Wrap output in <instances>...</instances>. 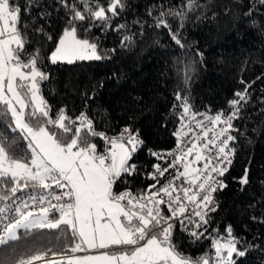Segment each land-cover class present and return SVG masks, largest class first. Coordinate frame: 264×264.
I'll return each mask as SVG.
<instances>
[{
    "label": "snow or ice",
    "instance_id": "6c2138e0",
    "mask_svg": "<svg viewBox=\"0 0 264 264\" xmlns=\"http://www.w3.org/2000/svg\"><path fill=\"white\" fill-rule=\"evenodd\" d=\"M132 7L131 0H28L23 8L13 0H0V120H8L5 131L16 134L9 139L0 133V264H241L255 246L231 224L222 231L210 225L242 135L235 122L250 103L256 81L241 77L227 108L215 114L194 112L178 87L172 106L179 110L175 148H148L146 165L136 162L146 143L131 125L108 136L96 130L87 112L73 118L60 108L51 115L41 94L42 84L50 79L41 47L44 39L53 41V11L61 31L47 61L71 65L110 58L116 48L104 49L102 41L112 33L120 36L119 47H128L133 34H125L130 28L125 17ZM198 7L197 0H180L158 13L150 7L147 16L153 23L148 27L166 29L171 41L183 48L179 29ZM258 11L253 0L240 13L241 21L264 29V23L253 19ZM23 15L31 22L22 24ZM168 17L179 21L177 30ZM31 34L40 40L29 52ZM176 64L177 79L186 85L192 66L180 60ZM256 80L264 81V75ZM92 99L86 96V107ZM97 137L104 142L103 151L93 142ZM19 140L26 143L23 156L12 151ZM137 176L149 181L143 189L116 190ZM237 182L245 191L248 168ZM176 227L194 243L209 241L211 251L197 259L182 255L173 242ZM20 230L24 235L59 230L71 237L61 251L35 247L10 262L8 250L15 253Z\"/></svg>",
    "mask_w": 264,
    "mask_h": 264
},
{
    "label": "trees",
    "instance_id": "16d2710c",
    "mask_svg": "<svg viewBox=\"0 0 264 264\" xmlns=\"http://www.w3.org/2000/svg\"><path fill=\"white\" fill-rule=\"evenodd\" d=\"M22 8L28 0H13ZM52 0H41L50 4ZM180 0H131L133 5L125 17L130 25L125 34H133L128 47H119L120 36L110 34L103 39L104 49L116 48L110 58L100 61H77L51 64L47 57L55 47L61 31L60 23L52 13L53 23L49 25L53 41L43 40L41 53L45 71L50 79L41 86V94L50 105L51 115L55 117L60 108H65L73 118L80 112H87L93 119L97 131L108 136L116 135L125 125L138 129L146 143V148L137 154L136 162L146 165L150 159L147 149L170 150L175 147L178 120L173 104L174 93L184 89L194 112L215 114L227 108V100L240 87L241 77L251 83V101L242 111L236 123L242 135L234 147L236 154L229 172L225 176L227 189L217 193L220 208L212 215L211 228L221 231L227 224L233 226L235 233H244L254 243L241 264H264V81L256 77L264 75V29L250 26L241 21L240 13L247 11L253 0H197L199 7L189 13L179 29L183 48L171 41L166 29L148 27L153 23L147 10L155 7L158 13L163 8L173 7ZM253 17L257 23H264V5ZM177 30L179 21L167 18ZM139 20L140 24L133 25ZM31 18L22 16V24L30 23ZM83 35V34H82ZM29 44L31 52L40 40L34 34ZM202 54V55H201ZM180 60L191 64L190 79L185 85L177 79V64ZM102 84V87H101ZM86 96H94L85 106ZM8 120H0V133L12 139L16 134L5 131ZM235 134V133H234ZM100 139L93 138V142ZM18 156H23L26 143L19 140L12 146ZM249 169V183L245 191H240L237 180L243 170ZM149 182L143 176L129 179L127 184L119 185L116 190L125 188L137 192ZM254 205V207H250ZM255 215L257 220H252ZM65 226H62L64 228ZM15 253L9 249V261L26 254L35 247H48L61 251L70 242L71 233L59 230H44L40 233L24 235ZM174 244L184 256L197 259L211 251L210 242L202 240L194 243L186 233L176 227ZM3 246H0L2 249Z\"/></svg>",
    "mask_w": 264,
    "mask_h": 264
},
{
    "label": "built area",
    "instance_id": "2783aa9c",
    "mask_svg": "<svg viewBox=\"0 0 264 264\" xmlns=\"http://www.w3.org/2000/svg\"><path fill=\"white\" fill-rule=\"evenodd\" d=\"M179 110L177 109L176 110V113L178 112ZM177 127H178V124H177ZM177 127H176V129H177ZM97 143V145H98V150H100V151H103V144H104V142L103 141H101V140H99V141H97L96 142ZM176 145V144H175ZM175 148V147H174ZM174 148H172V149H174ZM172 149H170V150H172ZM148 181V180H147ZM149 182V181H148Z\"/></svg>",
    "mask_w": 264,
    "mask_h": 264
},
{
    "label": "rangeland",
    "instance_id": "374dc122",
    "mask_svg": "<svg viewBox=\"0 0 264 264\" xmlns=\"http://www.w3.org/2000/svg\"><path fill=\"white\" fill-rule=\"evenodd\" d=\"M115 249H108V251H114ZM100 251H104V250H100ZM84 253H77V255H83ZM92 254H95V252H93Z\"/></svg>",
    "mask_w": 264,
    "mask_h": 264
}]
</instances>
